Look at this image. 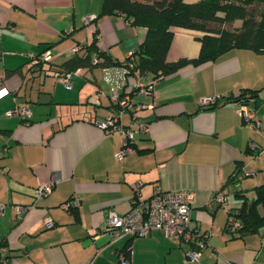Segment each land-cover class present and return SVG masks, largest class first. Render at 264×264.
<instances>
[{"label": "crops", "instance_id": "1", "mask_svg": "<svg viewBox=\"0 0 264 264\" xmlns=\"http://www.w3.org/2000/svg\"><path fill=\"white\" fill-rule=\"evenodd\" d=\"M102 5L0 0V264H122L126 245L130 264H264V227L244 235L227 228L234 191L264 182V53L231 49L155 81L153 92L142 97L149 131L136 135L134 150L120 157L121 135L100 121L115 112L111 92L122 94L135 79L124 62L147 30L119 12L98 16ZM200 36L175 29L168 59L196 56ZM94 40L114 63L80 67L66 86L57 66L75 54V45L81 54ZM45 50L50 62L40 68L34 64ZM243 88L258 89L257 99L201 102ZM25 104L32 112L27 121L12 112ZM246 108L255 111L260 128L244 119ZM122 120L129 122V111ZM249 144L261 150L249 154ZM238 162L251 174L234 185L228 181ZM44 185L51 190L36 198ZM159 189L195 190L192 224L206 238L198 262L186 258L190 243L179 244L160 229L116 241L96 235L109 211L131 208L136 191L150 198ZM74 196L76 209L64 208Z\"/></svg>", "mask_w": 264, "mask_h": 264}, {"label": "trees", "instance_id": "2", "mask_svg": "<svg viewBox=\"0 0 264 264\" xmlns=\"http://www.w3.org/2000/svg\"><path fill=\"white\" fill-rule=\"evenodd\" d=\"M115 12L122 13L132 24L144 26L147 30L144 40L134 52V60L131 65L128 57L123 62L128 73L131 76L134 75L135 78L141 76L145 80V75L152 74V80H145L148 84H155L158 79L171 75L184 65L190 63L200 65L216 60L231 49L248 48L258 53H264V0H197L194 2L185 0H103L102 10L98 16ZM238 20L241 23L234 26ZM177 28L190 29L201 34L199 37L200 50L196 56L168 59V52ZM80 50L57 66L58 75L63 77L75 72L80 67L114 63L105 52L98 50L96 40L85 47L83 53L79 54ZM43 52L37 56V62L34 64L40 68H43L45 62H50V59L40 58ZM94 57H97V62H93ZM101 58L103 60L100 61ZM117 63L121 64V62ZM258 94V89L243 88L237 94H231L223 99H215L212 104L248 103L252 99L256 100ZM114 103L116 112L119 104ZM126 111L130 112L131 120V111L125 109L124 112ZM259 150L261 148L253 147L251 144L247 148L249 154H254ZM247 174L250 175L251 172L246 173L243 164L238 162L228 183L235 185L247 177ZM250 190H253L254 193L252 198L249 194ZM234 196L236 202L229 207L227 228L234 235L258 232L264 227V182L252 189L237 188L234 191ZM75 209L73 207V210ZM121 252L130 255V245L123 247Z\"/></svg>", "mask_w": 264, "mask_h": 264}, {"label": "built area", "instance_id": "3", "mask_svg": "<svg viewBox=\"0 0 264 264\" xmlns=\"http://www.w3.org/2000/svg\"><path fill=\"white\" fill-rule=\"evenodd\" d=\"M90 17L86 21H90ZM81 49L79 44L73 47L74 53ZM134 52L128 55L131 65L134 60ZM41 59L49 60L51 54L44 51L40 55ZM94 57L93 62H97ZM71 74L64 76L63 81L66 86L72 85ZM154 84L146 83L143 78L137 77L131 82L127 88L120 94L117 90H113L110 94L111 100L118 103V110L104 120L100 121V125L110 132H117L121 135L123 145L118 153L120 157L134 150L132 142L136 135L141 132H148V122L141 117V110L145 107V102L141 99L147 94H151ZM215 101L213 97H202V104H210ZM125 109L131 111V120L128 124L122 121V114ZM13 113L19 114L24 120H29L32 112L28 104L16 106ZM244 119L248 121L251 127L260 128L261 121L256 117L255 111L246 108L243 112ZM254 147V145H252ZM136 185V190L139 189ZM51 190V185H44L36 188V198H44ZM133 198L131 208L125 213L109 211L107 217L99 224L96 235H109L111 241L130 235L146 236L153 229H160L166 235L174 238L179 244L190 243V247L186 250V258L199 261L201 249L206 243L205 235L200 234L198 228L192 224L191 206L195 196L194 189H159V191L150 198H140L137 194ZM218 200L223 201L224 198L218 196ZM226 201V200H225ZM79 198L74 196L62 204L64 208L77 207ZM231 206V205H230ZM229 206V207H230ZM23 208V207H21ZM48 225H52L48 221ZM120 263L130 264V255L123 252L119 253Z\"/></svg>", "mask_w": 264, "mask_h": 264}, {"label": "rangeland", "instance_id": "4", "mask_svg": "<svg viewBox=\"0 0 264 264\" xmlns=\"http://www.w3.org/2000/svg\"><path fill=\"white\" fill-rule=\"evenodd\" d=\"M241 22L238 20L234 23V26H238ZM125 118L127 119V115H125ZM254 196V193H250V197L252 198Z\"/></svg>", "mask_w": 264, "mask_h": 264}]
</instances>
